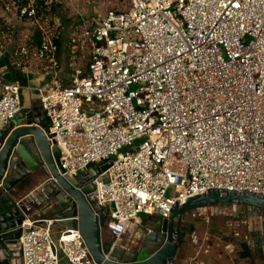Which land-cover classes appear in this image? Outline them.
Masks as SVG:
<instances>
[{
  "label": "built area",
  "instance_id": "1",
  "mask_svg": "<svg viewBox=\"0 0 264 264\" xmlns=\"http://www.w3.org/2000/svg\"><path fill=\"white\" fill-rule=\"evenodd\" d=\"M38 1L0 0V45L18 68L31 56L46 62L38 99L62 174L111 161L93 179L99 209L110 208L103 232L118 239L141 213L169 218L212 189L264 196V0H124L69 32L73 59L90 50L66 76L57 72L61 33L47 17L56 0ZM21 107V85L0 77V127ZM30 208L21 264H98L78 228L54 236L56 221Z\"/></svg>",
  "mask_w": 264,
  "mask_h": 264
},
{
  "label": "water",
  "instance_id": "2",
  "mask_svg": "<svg viewBox=\"0 0 264 264\" xmlns=\"http://www.w3.org/2000/svg\"><path fill=\"white\" fill-rule=\"evenodd\" d=\"M50 119L39 99L22 105L16 115L0 127V264H21L18 239L23 221L16 190L33 174L45 175L26 197H37L44 214L63 228H78L98 264H170L178 262V252L185 235L192 227L183 223L187 213L218 205L248 204L264 208V196L252 192H226L212 189L197 194L183 204H176L169 218L148 215L143 239L136 249L114 242H103V228L110 208L99 209L93 179L105 170L107 159L75 175H63L61 151L52 137ZM98 179H102L100 176ZM113 204L111 209H113ZM135 224L133 221L128 226ZM264 241V235L262 237ZM264 246V242L262 244Z\"/></svg>",
  "mask_w": 264,
  "mask_h": 264
},
{
  "label": "rangeland",
  "instance_id": "3",
  "mask_svg": "<svg viewBox=\"0 0 264 264\" xmlns=\"http://www.w3.org/2000/svg\"><path fill=\"white\" fill-rule=\"evenodd\" d=\"M123 2L124 0H56L52 10L47 12V17L51 18L50 25H54L55 29L61 33L62 43L67 44L69 42L68 34L71 30L79 31L90 27L94 19L104 15L108 10L122 8ZM28 25L35 28L33 24ZM89 50V47H85L83 52L77 54L75 61L78 65L84 66L87 63ZM3 60L1 59V61ZM44 178L45 175L41 172L33 174L17 187V192L34 189V186L40 181H44ZM37 202L38 204L29 205L31 213L35 217L40 208L39 201ZM147 216V214L141 213L138 216V221H134L136 224H131L126 233L120 238L114 239V242L131 250L138 248L144 236L142 227L147 221ZM240 217L233 212V207L228 205L207 207L198 212L187 213L183 223L191 226L192 230L185 235L181 243L178 262L184 263L179 258L182 254L195 252V257L207 261L206 263H210L212 259H219L222 262L233 259L236 264H264L252 257L249 254V248L245 245V243H252L248 239L246 225L261 229L263 217H258L256 214ZM45 218H51L50 214H45ZM237 223H240V226ZM55 224L59 226L57 223ZM193 233L198 235L196 242L191 237ZM111 238L108 232H103L105 246ZM229 243L234 247L233 250L229 249V245H227ZM232 246L230 245V247Z\"/></svg>",
  "mask_w": 264,
  "mask_h": 264
},
{
  "label": "crops",
  "instance_id": "4",
  "mask_svg": "<svg viewBox=\"0 0 264 264\" xmlns=\"http://www.w3.org/2000/svg\"><path fill=\"white\" fill-rule=\"evenodd\" d=\"M60 46H61V51H60L61 63H60V66L57 72L61 76L70 75L75 66L84 68L87 65L88 61L84 66H81V65H78L75 60L77 59L78 53L83 52L85 47H89L88 43H86L81 50L77 51V54L74 59L72 58L71 53H70L69 42L67 44H63L62 42H60ZM1 59H4V60L1 61ZM16 61L17 60H16L15 55L13 54V49L11 50L9 46L0 45V77L6 81L18 82L22 87V93H23L22 105H29L35 99H38L39 93L37 91V87L39 85L46 83L49 80L50 75L46 74L47 72H45L44 66H43L46 62L44 63V61L42 60H38L32 56L29 58H25L24 68H18L15 65ZM67 71H69L70 73H68ZM30 191L31 190H28V191L24 190L23 192H17L16 190L17 194L19 195V199L26 202L27 205H31L33 203L38 204L37 197H26ZM36 213H37L36 216L45 217V214L41 211L40 208ZM129 227L130 225L128 226V228ZM62 229L63 227L57 226L55 224L52 229L53 235L57 236L60 230ZM227 245H229V247L230 245L232 246L231 243ZM233 248L234 247L232 246L231 249ZM181 256L179 257L180 260L185 263L195 257V252L190 253V254H182ZM210 263L211 264H236V262L233 259L227 260L225 262H222L219 259L218 260L212 259ZM210 263L208 262L206 264H210Z\"/></svg>",
  "mask_w": 264,
  "mask_h": 264
},
{
  "label": "flooded vegetation",
  "instance_id": "5",
  "mask_svg": "<svg viewBox=\"0 0 264 264\" xmlns=\"http://www.w3.org/2000/svg\"><path fill=\"white\" fill-rule=\"evenodd\" d=\"M233 207V212L237 216H241L240 218L246 217L249 214H256L258 217L262 218V228H256L254 226L246 225L247 228V236L249 241L252 243H245V245L249 248V254L257 259L260 263H264V246L262 237L264 235V208H258L254 206H250L248 204H238V205H228ZM240 226V223H237Z\"/></svg>",
  "mask_w": 264,
  "mask_h": 264
},
{
  "label": "trees",
  "instance_id": "6",
  "mask_svg": "<svg viewBox=\"0 0 264 264\" xmlns=\"http://www.w3.org/2000/svg\"><path fill=\"white\" fill-rule=\"evenodd\" d=\"M41 2H42V0H39V1H38V4H40ZM40 37H41V36H40V33H39V34L37 33V36H36L35 41H36V42H39L38 39H39Z\"/></svg>",
  "mask_w": 264,
  "mask_h": 264
}]
</instances>
